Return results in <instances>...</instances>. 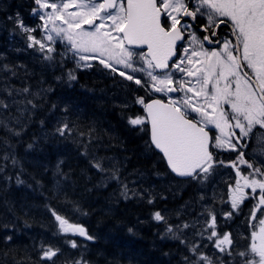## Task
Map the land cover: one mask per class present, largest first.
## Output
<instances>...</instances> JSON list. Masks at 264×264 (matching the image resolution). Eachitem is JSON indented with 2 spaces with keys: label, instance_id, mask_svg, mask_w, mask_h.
<instances>
[{
  "label": "trees",
  "instance_id": "1",
  "mask_svg": "<svg viewBox=\"0 0 264 264\" xmlns=\"http://www.w3.org/2000/svg\"><path fill=\"white\" fill-rule=\"evenodd\" d=\"M29 9L22 0L0 7V102L7 105L0 106V264H205L190 251L195 245L201 254L203 239L181 243L153 218L189 204V222L199 210L195 183L169 172L146 124L128 122L144 116L137 98L146 102L147 92L97 64L81 70L58 54L44 60L14 23L19 14L40 39L41 22ZM65 122L72 133L61 137L56 129ZM97 160L104 172L93 167ZM50 209L95 239L62 234ZM165 222L186 224L174 216ZM41 245L59 249L53 261L40 259ZM240 260L215 254L211 262Z\"/></svg>",
  "mask_w": 264,
  "mask_h": 264
},
{
  "label": "snow or ice",
  "instance_id": "2",
  "mask_svg": "<svg viewBox=\"0 0 264 264\" xmlns=\"http://www.w3.org/2000/svg\"><path fill=\"white\" fill-rule=\"evenodd\" d=\"M34 3L38 7L32 9V14L44 22L43 29L66 40L79 60L96 58L104 68L119 72L125 79L146 89L151 87L154 92L184 93L179 99L170 98L167 104L158 99L145 103L143 97H138L137 103L144 107L146 116L130 117L128 121L134 127L150 124L151 144L163 154L177 176L195 179L203 174L206 179L216 164H225L214 159L210 146L238 152L236 161L225 164L235 170L236 180L234 186H228L232 211L224 216L230 219L240 211L241 203L248 198L244 189H251L252 193L259 189L258 203L250 212L249 245L235 254L241 257L243 264H264V218L257 215L259 212L264 216V166L256 167L245 159L244 152L238 151V146H243L244 138L252 133L254 126L264 128V0H127L126 6L118 0H60L59 3L56 0H34ZM47 8L52 11L40 15V11ZM201 16L207 19V23L201 25V31L208 33L202 39L194 30V24ZM164 17L170 21V26H165ZM14 23L23 33H28V48L38 45L45 53L44 60L53 59L50 54L54 49L31 35L35 29L27 27L19 19V14ZM84 24L89 25L90 30L84 29ZM221 24L230 27L234 39L219 38L216 29ZM46 39L52 41L53 36L48 34ZM181 40H186L188 46H181L182 54H178L177 42ZM205 41L220 47L209 50ZM129 46L146 47V52H135ZM82 53L97 55L89 57ZM134 57H139L142 65L137 66ZM115 65L131 69L133 73L143 72L151 83L118 70ZM245 66L250 72L244 70ZM77 67L91 65L78 63ZM157 70L162 74H157ZM177 72L183 75L177 76ZM68 75L70 80L76 79L72 72ZM23 91L27 93L29 90L25 88ZM0 106L7 107L2 102ZM210 126L219 132L211 144ZM56 133L65 137L71 135L72 129L65 122L57 127ZM14 134L19 135V132ZM261 140L264 142V137ZM4 158L8 159L7 156ZM239 165H246L252 169L251 173L243 174ZM93 167L99 172L105 171L99 160L93 163ZM17 183L23 181L17 177ZM148 202L152 203L151 200ZM50 211L62 234L79 235L90 241L95 239L83 226L70 223L53 209ZM208 214L207 228L212 229L208 239L218 251L233 255L231 234L220 236L216 231V215L211 211ZM153 218L158 222L165 220L160 212L154 213ZM188 227V224L182 225V228ZM166 232L180 239L172 227ZM11 239V236L6 237L7 241ZM180 242L185 243L183 239ZM68 243L72 248L78 247L74 240ZM190 251L198 260L212 264L209 257L198 253L197 246H191ZM58 253L59 249L41 245L40 259L53 261ZM74 264H87V261L77 260Z\"/></svg>",
  "mask_w": 264,
  "mask_h": 264
},
{
  "label": "rangeland",
  "instance_id": "3",
  "mask_svg": "<svg viewBox=\"0 0 264 264\" xmlns=\"http://www.w3.org/2000/svg\"><path fill=\"white\" fill-rule=\"evenodd\" d=\"M0 1H4V0H0ZM6 1V0H5ZM57 3L60 2V0L56 1ZM121 3V2H120ZM32 12V10H30ZM52 9L51 8H47V9H43L40 11V15H43L45 12H51ZM66 11H75V9H67ZM203 17V16H201ZM39 18V16H38ZM166 18V23L168 26H170V21L167 20ZM205 18V17H204ZM40 19V18H39ZM206 19V18H205ZM207 20V19H206ZM41 23H40V32H41V38L38 39L41 42L45 43L48 47H51L54 49V51L50 54L52 55L53 59H54V55L58 54L59 56H63L66 59H68L70 62H72L73 66L76 67L77 69H81V70H88L90 69V67H77V64L79 63L80 65H83L85 63L90 64L91 66L94 63L99 64V66L103 69L106 70H110L107 68H104L103 65L99 62L98 59L96 58H91L87 61H81L78 59V57L70 50L71 46L68 44V42L66 40H62L61 37L57 36L55 32H51L48 33L43 29V21L40 19ZM57 24H59V21H56ZM97 23H99V21H97ZM110 23V22H109ZM207 23V21H206ZM51 27V25H49V28ZM82 27L86 30H90L89 28H87L84 25H82ZM48 34H51L53 36V40L49 41L46 39V36ZM113 35H118L117 33H113ZM184 47H187V43L185 42ZM37 50L39 52H41L39 50V46H36ZM218 49V48H217ZM211 50V49H209ZM135 52H143V51H139V50H133ZM83 55H87L89 57H95L97 54L96 53H82ZM180 54H182V47L180 48ZM136 61L137 66L142 65V61H140L139 57H134L133 58ZM117 67L118 70H122L125 71L126 73H131L132 75L136 76V77H140L143 80L147 81L149 84L151 83L150 79L143 73V72H131V69H124L122 68L121 65H115ZM250 71V70H249ZM119 74V72H117ZM158 74V73H157ZM177 76H182L183 74L177 72L176 73ZM123 77V76H122ZM124 78V77H123ZM125 79V78H124ZM184 79H189L188 77H184ZM126 81H129L127 79H125ZM134 83L133 81H129ZM135 84V83H134ZM137 85V84H135ZM139 86V85H137ZM142 87V86H140ZM145 92H147L148 96H152V97H158L160 99L166 100L169 102V99H179L181 96L184 95V93L179 92V94L177 96H172L170 95V93H162V92H154L152 90L151 87H148L147 89L145 87H142ZM188 95H191V93H189ZM123 104H128V102L125 100L123 102ZM139 104V103H138ZM129 107H131V104H128ZM227 105H225V108L227 109ZM191 115H197L195 113H192ZM199 119V116H198ZM256 128H253L252 133L249 134L248 137L244 138L243 140V146L240 148L238 146V151H242L244 152L245 155V159L248 160L249 162L255 164L256 167H262L264 166V142H262L261 138L264 137V128H261L259 125L254 126ZM209 129H211L215 136L219 135V132L217 129H215L214 127H209ZM256 129V130H255ZM236 132L238 133L239 130L235 129ZM255 130V131H254ZM254 131V132H253ZM214 138L213 141L214 142ZM235 142V141H233ZM213 149L217 152H223L224 150H220L217 148ZM241 149V150H240ZM246 149L249 150H253L252 154H248L246 153ZM226 155H224V158H226L225 160H223L225 162V164H228L230 161L229 159H235V161L237 160V156H238V152H234L231 150H227L226 151ZM252 157V158H248V157ZM223 158V159H224ZM225 164H223V166L219 169V170H214L210 175L207 176V178H204V175L201 176V178L198 180V184H197V192L200 191V195L197 194V197L199 196L201 199V196H203L204 198L202 199L204 202H206V205L209 206V211L213 212L216 216L217 215H222V217L225 218L224 213L226 212H231V204L229 201V191H228V186L231 185H235V180H236V172L235 170L231 167V166H225ZM239 168L241 170V172L243 174H245L243 172V169L247 170V174L251 173L252 169L248 168L246 165H239ZM259 178V177H258ZM245 194L247 195L248 198H246L240 205V211L238 213H234L232 215V217L230 218V221H232L231 219H234V221L236 222V225L238 224V226H235L233 234H231L233 241H234V245L233 248L231 250H233V255L235 256V253H238L240 251H244L250 242V236H251V231L252 229L249 226V219H250V212L253 208V206L255 204L258 203V196H259V189H257L256 193H252L251 189H244ZM257 197V199H254L253 197ZM229 201V202H226ZM214 204H220L219 206H216ZM181 206V205H179ZM190 208L189 204H186L184 206L181 207V210L176 211L177 213L174 214L172 211H165V212H160L162 214V216L165 218L164 221H161L160 224H162V228L164 227V231L166 232V229L168 227H172L175 235L177 237H179L181 235V238L186 241V239L189 238L190 233L188 232H181L182 225H179L177 227L176 224H169L166 225L167 222L166 219L171 218L172 216L175 217H179L180 215H187L188 212H190L191 210L187 209ZM244 206H246L244 208V210L242 209ZM194 207V206H193ZM216 208V210H215ZM215 210V211H214ZM257 215L260 218H264V216H261V213H257ZM156 221V220H155ZM158 222V221H157ZM255 223V222H254ZM194 224V223H193ZM225 229L222 232H219L218 234L220 236H222L224 233H226ZM212 229H210V231L207 233V235L205 236L206 238V242L203 243L202 245L205 246L207 243L208 248H203V252L201 254H203L204 256H207L210 258V260L212 261V259L214 258V255H212V253L214 252H206L207 249H213L215 251H217L219 253V255L221 257H224L227 255V253H222L220 251L217 250V248H215L213 246V241H210L208 239V235L211 233ZM169 235L173 236L172 233H168ZM213 240H215V238H213ZM243 241V244L241 245L240 243ZM243 246V247H242ZM245 248V249H244ZM223 261V260H222ZM238 261V260H237ZM242 261V259L240 260ZM243 264V261L241 262Z\"/></svg>",
  "mask_w": 264,
  "mask_h": 264
},
{
  "label": "flooded vegetation",
  "instance_id": "4",
  "mask_svg": "<svg viewBox=\"0 0 264 264\" xmlns=\"http://www.w3.org/2000/svg\"><path fill=\"white\" fill-rule=\"evenodd\" d=\"M25 1H29V2H26L29 5L30 2L31 1H34V0H25ZM12 3L13 2H11L9 0H6V1L4 0V1H0V6H6V5H10ZM121 3L124 4L125 2L124 1H121ZM14 4L16 6V3H14ZM34 6L35 7H38L35 3H34ZM164 20L166 22V18L165 17H164ZM188 21H190V20H188ZM206 21L207 20L204 17H198L197 20H196V22H195V24H194V30L196 31V33L198 34V36L201 39L203 38V36H205L206 34H208V33L203 34V33L200 32L201 31V25L206 24ZM166 25H167V23H166ZM216 31L219 33V38L221 40L224 39V38H226V37L231 38V39H234V37H231V35H230L231 29L229 27L221 26V27L217 28ZM213 39H216V37H213ZM210 45H213V44H210ZM219 47H220V45H218V48ZM207 49H211V48H207ZM244 70L245 71H249V69H247L246 66H245ZM192 116L195 117L198 120V116L197 115H192ZM254 128H256V127H254ZM212 132H214V131H212ZM218 153H221V154L225 155L227 152L226 151H223V152H218ZM218 153H216L214 155V159L216 161H221V160L223 161V156L218 155ZM218 166H221V165H218ZM214 168L216 169L217 167H214ZM201 176H203V174L198 175L195 179L192 178L191 179V182L192 181H195V180H199L201 178ZM197 193L200 195V191H198ZM197 198H200V197L198 196ZM184 205H186V204H181V206H184ZM214 205L219 206L220 204H214ZM197 206L198 207H201L202 209H206L207 210L206 211V216H203L202 217L203 219L200 218V214L198 215V213H197V214H195L193 221H189L188 222L187 221V217L189 216L190 212H188L187 215H185V214L184 215H180L182 217L183 221L188 222V223H191V222L194 223L193 226L191 227V229H189L191 231L192 237L194 239H197L198 236L201 235L199 233H203V235L206 236L207 233L210 231V228H207V222L210 220V216L208 214L209 213V206L206 205V202H204L202 199H198ZM245 207L246 206H244L242 209L244 210ZM187 209L191 210V208H187ZM216 218H217V227H216V231L217 232L218 231L219 232H222L225 229H227L226 230V233L233 234V231H234L235 226H238V224H239L238 223L236 225V222L234 221V219H231L232 221H230V219H225L224 217H222V215H217ZM205 229H207V231H205ZM210 251L211 252H214V253H212V255L219 254L217 251H215L213 249H211V250L210 249H207V252H210Z\"/></svg>",
  "mask_w": 264,
  "mask_h": 264
},
{
  "label": "water",
  "instance_id": "5",
  "mask_svg": "<svg viewBox=\"0 0 264 264\" xmlns=\"http://www.w3.org/2000/svg\"><path fill=\"white\" fill-rule=\"evenodd\" d=\"M118 1H119V0H118ZM124 1H125V6H126L127 0H124ZM184 19H185V20H190V18H187V17H185ZM224 25H226V24H221L220 26H224ZM88 26H89V25H88ZM201 32H202V31H201ZM203 33H206V32H203ZM184 41H185V40L178 41V42H177V47L179 48V46L182 45V44L184 43ZM125 43H126V42H125ZM205 44H206L207 46H211V47H215V46L217 45V44L210 45V44H208L206 41H205ZM129 47H131L132 49L143 50V51L146 52V47H136V46H129ZM173 59H175V57H174ZM170 63H171V61H170ZM157 72H158V73H162L161 70H157ZM175 93H176V92H174V94H175ZM153 100H155V99H152V100L148 101L147 103H151ZM158 100H160V99H158ZM160 101H161L162 103L167 104V102H164V101H162V100H160ZM145 116H146V113H145ZM147 125H148V129H149V140H150V143H151V133H150V128H151V126H150V124H147ZM209 135H210V144H211V142H212V136H211V133H210V132H209ZM151 145H152V144H151ZM152 147H153V149H154L157 153H159V154L161 155V157L164 159V161H165V163H166V165H167L169 171L172 173L173 176H175L176 178H179V179H187V178H190V177H180V176H177L174 172H172L171 169L169 168L168 164H167L166 159L163 157V154H162L158 149H156L154 145H152Z\"/></svg>",
  "mask_w": 264,
  "mask_h": 264
},
{
  "label": "bare ground",
  "instance_id": "6",
  "mask_svg": "<svg viewBox=\"0 0 264 264\" xmlns=\"http://www.w3.org/2000/svg\"><path fill=\"white\" fill-rule=\"evenodd\" d=\"M150 147V146H149ZM179 179V178H178Z\"/></svg>",
  "mask_w": 264,
  "mask_h": 264
}]
</instances>
